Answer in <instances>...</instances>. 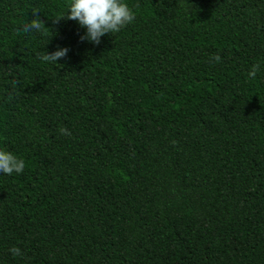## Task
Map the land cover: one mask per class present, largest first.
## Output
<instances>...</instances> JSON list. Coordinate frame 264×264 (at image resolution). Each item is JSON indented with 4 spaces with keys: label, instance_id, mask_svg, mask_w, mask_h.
I'll return each instance as SVG.
<instances>
[{
    "label": "trees",
    "instance_id": "obj_1",
    "mask_svg": "<svg viewBox=\"0 0 264 264\" xmlns=\"http://www.w3.org/2000/svg\"><path fill=\"white\" fill-rule=\"evenodd\" d=\"M71 2L0 0V264H264V0H124L98 45Z\"/></svg>",
    "mask_w": 264,
    "mask_h": 264
},
{
    "label": "clouds",
    "instance_id": "obj_2",
    "mask_svg": "<svg viewBox=\"0 0 264 264\" xmlns=\"http://www.w3.org/2000/svg\"><path fill=\"white\" fill-rule=\"evenodd\" d=\"M183 5L186 10H189V5L186 0H183ZM139 7V5H137ZM33 16L29 23L23 25L22 31L29 33L31 31L43 32L45 24L39 17V10L33 9ZM136 18L135 12L128 6L124 0H72L68 7L66 15H61L55 22L61 19L77 21L82 28H86V33L80 37L81 41L87 40L94 44L101 42V37L105 34H112L120 32L124 27L131 24ZM69 49L58 48L51 54L44 53L38 56V59L57 63L58 60L65 57ZM220 55L210 57V62H221ZM260 71V64H254L248 72V76L255 79L257 73ZM63 135H71L67 128H60ZM25 168L23 159L17 158L13 153L0 149V173L11 176L13 173L20 174ZM13 256H22L23 253L18 247L9 249Z\"/></svg>",
    "mask_w": 264,
    "mask_h": 264
}]
</instances>
